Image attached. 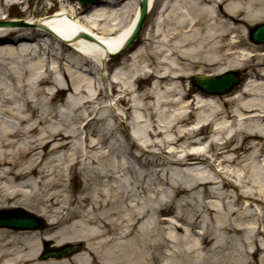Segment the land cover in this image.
Returning <instances> with one entry per match:
<instances>
[{
    "label": "bare ground",
    "instance_id": "obj_1",
    "mask_svg": "<svg viewBox=\"0 0 264 264\" xmlns=\"http://www.w3.org/2000/svg\"><path fill=\"white\" fill-rule=\"evenodd\" d=\"M24 1L0 0V22L27 24L0 25V44H15L0 48V66L4 65L7 75L17 80L21 76L18 61L25 62L29 84L35 67L32 58H38L41 68L40 53L60 59L67 50L74 65L60 66L59 70L70 77L67 88L84 95L80 104L74 99L65 101L73 111L92 105L98 93L91 77L83 72L102 75L105 60L134 28L139 0H100L85 7L77 1L61 0V6L49 15L44 12L26 18L8 16V6ZM152 11L155 17L144 27L138 45L128 49L109 74L111 84L118 89L104 105L109 108L107 116L112 123L105 122L107 131L99 130L97 138L85 144L84 152L71 155L70 166L83 162L84 177L90 185L79 196L60 198L57 190H50L63 181L53 163L56 158L49 160L50 172L34 181L25 179L15 184L18 179L28 178L40 164L36 158L17 168L19 158L37 153L56 138L73 137L77 128H57L41 139L29 141L25 148L17 146V138L35 132L47 115L39 114L27 100L25 112L29 114L19 117L12 106L14 101L3 97L0 113L14 115L21 125L33 117L38 120L27 127H15L12 121L0 117V166H7L0 170V201L18 195H41L39 216L51 228L43 232L20 230L4 237L0 229V264H256V254L264 249V214L238 211L234 205L244 199L245 204L264 208V68L256 79L243 82L237 91L224 96L194 89L188 97L189 82L184 85L181 81L185 77L189 81L192 74L211 76L240 68V62L232 59L239 54L237 45L243 41L240 29L248 31L264 23V0H148V12ZM79 32L100 43L84 36L75 39ZM50 44L57 46V53H53ZM253 46L252 50L264 56V45ZM75 68L77 73L73 75L71 69ZM52 74L49 69L48 75L38 82H51L61 92L62 83ZM139 76H152L154 81L136 99L133 93ZM124 100L128 104L125 108L119 105ZM98 114L79 115L72 120H82V128L89 126L91 120H107L106 115ZM190 117V125L182 126ZM200 125L201 129L228 136L208 145L200 138L192 140ZM116 132L121 141L116 139ZM233 142L235 145L230 148ZM130 143L134 149H130ZM210 150L216 152L209 154ZM238 151L247 153L241 157L236 154ZM156 152L171 157L169 162L200 168L191 172L187 168L188 172L183 171L187 180H179L177 171L167 170L164 166L168 161L158 158ZM212 157L218 167L245 163L247 171H225L229 180L222 178L214 166L210 167ZM260 160L262 163L257 164ZM133 161L144 170L136 169ZM45 171L40 170L43 174ZM219 178L222 188L235 190V199L226 200L228 195L211 188ZM247 185L248 189H244ZM207 197L219 201H204ZM194 203L197 208L192 207ZM48 239L54 240L56 249L75 241H84L85 246L71 254L43 258L42 247L48 249L43 246ZM240 244L244 245V252ZM247 254L250 260L245 258Z\"/></svg>",
    "mask_w": 264,
    "mask_h": 264
},
{
    "label": "rangeland",
    "instance_id": "obj_2",
    "mask_svg": "<svg viewBox=\"0 0 264 264\" xmlns=\"http://www.w3.org/2000/svg\"><path fill=\"white\" fill-rule=\"evenodd\" d=\"M28 1V6L27 2ZM113 1H121V0H113ZM61 0H25L24 3L22 4H15L14 6H8L6 11L8 16L10 17H32V16H38L41 15L42 13L46 12V14H50L52 10L57 9L61 6ZM66 3V0H64ZM49 7L51 8L49 10ZM155 17L154 11L148 13L147 19L145 21L144 27L149 24L152 19ZM143 27V29H144ZM143 31V30H142ZM142 33V32H141ZM141 33L138 36L137 40L141 37ZM240 38L243 39L242 43L237 45V49L240 51L239 54H235L232 56V59L237 60L240 62L241 67L237 68L238 70L241 71V82L234 86L232 91H237L239 89V86L243 82H248L252 81L253 79H256L255 76L258 75L259 72L264 68V56L259 54V52L254 51L253 45L256 46H263L264 44H254L249 40L248 36V31L245 30L243 27L240 29ZM135 41L128 49H131L132 46L138 45L139 41ZM29 43L33 44L35 41H28ZM49 42H46L45 45H48ZM9 45H15L13 42L10 43V41L6 43H1V47H7ZM66 45H64L65 47ZM53 53H57V46L54 44H50L49 46ZM127 49V50H128ZM126 50V51H127ZM252 50V51H251ZM126 51L123 53L115 54L112 56H109L107 60H105V64L103 65L104 68H102V75L101 73H98L96 71H84L83 74H87L89 77H91L92 82L95 86V89L98 93L97 98L95 99V102L92 103V105L86 104L85 106H80L78 110L73 111L66 103L65 99H74L77 100L79 103V99L84 95L81 93H78L74 91L72 88L68 89L67 88V83L70 84V77L66 71L59 70L60 66L68 65V66H73L74 64L70 62L71 59V53L67 50L63 52V57L60 59L55 58V55L53 54H43L40 53V55L43 58V67L40 68V65L42 64L41 62H38V58H32L30 61H33L35 64V67H33L32 73V81L31 83L26 82V65L25 62H20L18 61L17 67L21 72L20 78L13 79L11 76L7 75V68L3 65L0 66V102L3 100V97L9 96L14 102L12 103V106L16 108V114L20 116H28V112H25L26 106L25 103L27 100L30 101V106H35L38 109L39 114H44L47 115V119L45 122L41 123L38 125L37 130L35 132L27 133L25 135L19 136L17 138V146H20L22 148L27 147V143L31 140L35 139H41L45 137L49 133H53L57 128L58 129H66L69 131L70 129H73L74 126L77 128V134H75L73 137H68L64 136L63 138H56L55 141L53 142H48V144L41 150H38L37 153H29L25 157H21L18 159V167L17 168H22L25 167L27 162L29 160H36L38 158L40 160V164L38 165L36 171L33 174H30L28 178L24 179H18L15 181V184L21 183L25 179H30L31 181L39 178L40 176L45 175L46 173L50 172V165H52L51 162H49L50 159L56 158L57 160L53 162L56 164L58 167V170L61 172L63 175V181L60 183V185L51 188V191L57 190L58 193L60 194V198L66 197L67 195H72V197L79 196L81 191L83 189L89 187V183L87 180H85L84 174L85 171L82 169L83 167V162H78L76 163L73 167L70 166V159L71 155L75 153V157L79 154V150L81 152H84L83 149L85 147V144L88 145L91 141H93L95 138H97V132L99 130H102L103 133L107 131L108 125L105 124V122H111V117L107 116L109 114V108L104 107V105L109 101L115 94L118 93L117 86H113L109 80V74L112 70V68L122 59V57L126 56ZM254 52L253 55H249L248 53ZM141 63V62H140ZM148 63L151 65V67H154L153 63L148 60ZM15 64V63H14ZM46 69V70H45ZM52 70L53 74L61 81L63 90L61 92L58 91V87H55L53 83L51 82H45V83H40L38 82L39 78L42 76H47L48 75V70ZM55 71V72H54ZM71 72L73 75L77 73L76 68L71 69ZM71 73V74H72ZM52 74V75H53ZM26 75V76H25ZM194 74L190 75L189 81L188 78H183L181 81L182 84H187L189 82L188 88H186V92H188V97L192 94V91L196 89L192 83V77ZM154 79L152 76H139L137 78L136 82V91L133 93V97L137 99L139 97V93H141L143 90L147 89L149 85L153 83ZM197 90V89H196ZM226 93V94H229ZM226 94H220L218 96H224ZM127 99V98H126ZM225 99V97L223 98ZM80 104V103H79ZM78 104V105H79ZM6 106L8 104H5ZM122 107H127V100H124L123 103L119 104ZM92 109L94 112L92 113ZM90 114V116H94L95 114L97 115L98 113L106 115V121H96V120H91L89 126H85V128H82V124L80 122L82 120H75L73 122L72 119L75 117H78L79 115L86 116L87 114ZM76 114V116H75ZM99 115V114H98ZM0 117H3L5 119L12 121L13 126L15 127H27L28 124L33 123L35 120H38V117H33L32 120L26 121L22 123V125L19 123L18 119L13 116L9 115H4L0 113ZM193 117L189 118V120H192ZM124 119V118H123ZM122 119V121H123ZM127 120V119H126ZM79 124V128L77 125ZM184 126V124H182ZM123 128V125L121 126ZM84 129V132L82 131ZM122 130V129H121ZM82 131V133H81ZM201 134L205 135L210 141H217V140H223L227 138V134L222 132V133H212L209 128H205L201 131ZM116 139L118 141H121L122 138L120 136L119 132H116L115 134ZM200 136V135H199ZM192 139V138H191ZM197 138H194L196 140ZM129 142V139H127ZM65 144V146H60L61 144ZM231 144V143H230ZM235 145V142H233L230 145V148ZM53 146H58V148L51 150ZM130 149H134L133 143L129 144ZM91 149V148H90ZM89 148L87 150H90ZM157 150L156 148H154ZM91 150H96L91 149ZM145 152V151H144ZM215 150H210L209 154L215 153ZM247 153V152H246ZM245 152L238 151L236 154L239 156H245ZM147 154V153H146ZM156 156L160 158L163 161H168L166 165L164 166L169 169H174L177 171V176L179 180L186 181L187 180V175H184L183 171H187V168H189L188 164H178L174 162H169V159H172L171 157L168 156L165 157L159 152H156ZM166 158V159H165ZM215 160V157L211 158V162ZM261 160L258 161L257 164H261ZM133 164H135L136 169H141L144 170L143 167L138 166L137 162L133 161ZM92 164H90L91 166ZM224 164L223 169L221 168L222 166H217L216 162H212L210 164V167L214 166V170L216 169V173L220 174L222 178L224 177L225 179L229 178L227 175L223 172L225 171H232V172H238L239 169H242L243 173L245 174L247 171V165L245 163H239V164ZM7 166H0V170H4ZM199 167H191L188 169L190 172L193 170H197ZM46 170L43 173L40 172V170ZM48 170V171H47ZM182 170V171H181ZM224 170V171H223ZM188 172V171H187ZM215 172V171H214ZM209 175H212L211 172H207ZM51 174L48 175V177ZM216 183H214L211 188L217 190L221 194H226L228 195V198L226 200H231L235 199V190H233L230 187H224L222 188L220 183H221V178H219ZM223 180V179H222ZM11 184L7 185V187L10 189L12 186ZM244 189H248V185L243 187ZM25 190H27L25 188ZM43 190V189H42ZM37 189H34L33 192L35 193ZM36 198V199H35ZM35 198H28V197H23L21 195L16 196L15 198H7V199H2L3 202L0 201V210L1 209H6V208H11L15 207L16 204L19 206H22L28 209V211L34 213L36 216H39V209L41 204L39 203L41 195H35ZM198 200L200 201V196H198ZM204 201L207 202H215L219 201V199L215 197H207L204 198ZM259 202V200L257 201ZM46 205H49L46 203ZM58 205L54 204V207H57ZM197 203H194L192 207L197 208ZM17 207V206H16ZM234 208H236L238 211H242L244 209L253 211L258 213L259 215L264 214V208L260 207L258 205H255L253 203L251 204H245L244 199L239 200L237 204L234 205ZM179 209L183 210L185 209L184 207H180ZM178 209V210H179ZM164 212H171L170 211H164ZM41 216V215H40ZM43 217V216H42ZM41 217V218H42ZM45 220V218L43 217ZM264 224V222H263ZM51 225L46 224L43 228L38 229L40 232H43L46 229H50ZM3 229L2 236L4 237L5 235H8L9 233H16L17 231L20 230H13V229H8V228H0ZM11 231V232H9ZM2 237V238H3ZM262 238H259V240ZM19 244L20 239L15 240ZM49 242L48 248H52L54 246V240L53 239H48L46 240ZM80 242L82 244V247L80 249H83L85 246L84 241H75L72 242V244H76ZM240 250L244 252V245L240 244ZM246 259L250 260L251 256L248 254L245 256ZM255 261L256 264H264V249L260 250L256 256H255Z\"/></svg>",
    "mask_w": 264,
    "mask_h": 264
},
{
    "label": "water",
    "instance_id": "obj_3",
    "mask_svg": "<svg viewBox=\"0 0 264 264\" xmlns=\"http://www.w3.org/2000/svg\"><path fill=\"white\" fill-rule=\"evenodd\" d=\"M81 5L93 4L99 0H78ZM148 11V0H140L139 2V14L137 21L134 25L129 36L123 41L119 46V49L111 53L112 55L118 54L125 49H127L135 38L138 36L143 22L146 18ZM0 25H27L24 22L20 21H1ZM89 37L94 39L96 42L100 43L98 39L92 38L85 35L82 32H79L76 37ZM249 38L254 43H263L264 42V23L256 24L249 31ZM64 42H68L64 38H61ZM240 81V71L237 70H228L222 74L215 76H206V75H194L192 83L200 88L202 91L212 94H223L229 92L234 85ZM44 226V221L40 217L30 213L23 208L14 207L10 209L0 210V227H9L13 229H38ZM81 244H65L60 249H51L45 251L42 254L43 258L48 256H59L70 254L72 252L80 249Z\"/></svg>",
    "mask_w": 264,
    "mask_h": 264
}]
</instances>
